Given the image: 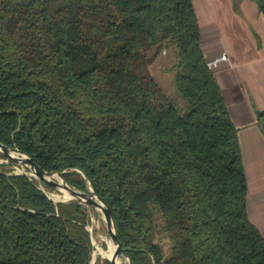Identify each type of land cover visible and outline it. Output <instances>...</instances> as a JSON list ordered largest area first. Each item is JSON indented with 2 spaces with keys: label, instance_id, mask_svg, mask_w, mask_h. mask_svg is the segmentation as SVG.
<instances>
[{
  "label": "trees",
  "instance_id": "obj_1",
  "mask_svg": "<svg viewBox=\"0 0 264 264\" xmlns=\"http://www.w3.org/2000/svg\"><path fill=\"white\" fill-rule=\"evenodd\" d=\"M164 49L172 95L150 71ZM0 142L76 189L90 182L131 264H264L194 0H0ZM5 165L0 264H91L84 205Z\"/></svg>",
  "mask_w": 264,
  "mask_h": 264
},
{
  "label": "crops",
  "instance_id": "obj_2",
  "mask_svg": "<svg viewBox=\"0 0 264 264\" xmlns=\"http://www.w3.org/2000/svg\"><path fill=\"white\" fill-rule=\"evenodd\" d=\"M200 40L231 118L238 128L247 177V211L264 236V17L257 0H194ZM205 11L211 19L200 20Z\"/></svg>",
  "mask_w": 264,
  "mask_h": 264
},
{
  "label": "rangeland",
  "instance_id": "obj_3",
  "mask_svg": "<svg viewBox=\"0 0 264 264\" xmlns=\"http://www.w3.org/2000/svg\"><path fill=\"white\" fill-rule=\"evenodd\" d=\"M206 15L204 17L199 16L200 20H207L211 19L209 17V14L207 11H205ZM172 53V49L169 51L163 52L159 54L156 59L153 61V63L150 65V71L155 77V79L159 82V84L162 86V88L168 93V94H174L175 92V82H174V72L172 70V62L170 55ZM6 164L4 169L7 170L8 173H27L29 176L35 179L33 176L34 171L29 168L26 164H21L17 161H14L13 159L7 157V158H0V164ZM53 179L57 181H61L60 177L57 175H54L52 177ZM43 188L46 191V194L52 198L55 202L63 201L67 202L70 200H73L70 198V196L62 189H58L55 187H52L45 182H41ZM73 187V186H72ZM88 188V186H87ZM82 205H84L87 215H88V223L86 224V228L88 230H91V240L92 244H94V249L92 252V264H111L110 260L106 256H102L98 252V248H102L104 250H107L108 244H107V224L104 217L103 212L100 209H96L93 207H90L86 205L83 202H80ZM162 238L160 239L163 243L166 253H168V246H169V240L163 236V234H160Z\"/></svg>",
  "mask_w": 264,
  "mask_h": 264
},
{
  "label": "water",
  "instance_id": "obj_4",
  "mask_svg": "<svg viewBox=\"0 0 264 264\" xmlns=\"http://www.w3.org/2000/svg\"><path fill=\"white\" fill-rule=\"evenodd\" d=\"M164 52H166V49H164ZM261 126L264 130V119L261 122ZM0 151L5 153L7 157L13 159L14 161L28 165L29 168L34 171L35 174H33V176L35 177V179H32V177L25 172L23 174L31 178L34 183L45 193L46 191L43 188L41 182H45L46 184L52 187L64 190L70 196L71 199L79 200L80 202H83L90 207L100 209L104 214L107 224V240H111L112 244L115 246V250L112 256L107 258L110 260L111 264H121V257H125L128 259L129 264H131L130 258L124 253L121 242L117 236L112 209L110 205L106 202V200L94 191L90 182H88L87 191L76 189L72 187L63 177L65 171H48L40 167L37 163H35V161L25 152L21 151L17 147H11L2 142H0ZM54 175L59 176L61 181L53 179L52 177ZM89 232L91 234V230H89Z\"/></svg>",
  "mask_w": 264,
  "mask_h": 264
},
{
  "label": "bare ground",
  "instance_id": "obj_5",
  "mask_svg": "<svg viewBox=\"0 0 264 264\" xmlns=\"http://www.w3.org/2000/svg\"><path fill=\"white\" fill-rule=\"evenodd\" d=\"M107 244H108V248H107V250H104V249H102V248H100V247L98 248V252H99L103 257H104V256H106V257H111L112 254H113V252H114V250H115V246L112 244V241H111V240H107ZM120 261H121V264H129L128 259L125 258V257H121Z\"/></svg>",
  "mask_w": 264,
  "mask_h": 264
},
{
  "label": "built area",
  "instance_id": "obj_6",
  "mask_svg": "<svg viewBox=\"0 0 264 264\" xmlns=\"http://www.w3.org/2000/svg\"><path fill=\"white\" fill-rule=\"evenodd\" d=\"M227 59V55L223 53L221 56L212 58L208 60V66L212 69L218 65V63L222 60Z\"/></svg>",
  "mask_w": 264,
  "mask_h": 264
}]
</instances>
